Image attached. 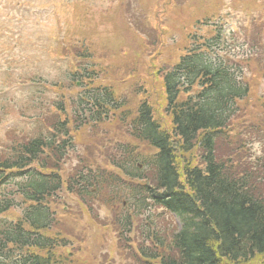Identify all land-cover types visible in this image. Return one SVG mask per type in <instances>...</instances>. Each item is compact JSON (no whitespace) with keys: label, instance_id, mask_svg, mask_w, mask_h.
I'll list each match as a JSON object with an SVG mask.
<instances>
[{"label":"trees","instance_id":"1","mask_svg":"<svg viewBox=\"0 0 264 264\" xmlns=\"http://www.w3.org/2000/svg\"><path fill=\"white\" fill-rule=\"evenodd\" d=\"M201 21L199 28L210 25ZM212 26L206 36L190 33L185 48L161 66L149 56L151 82L133 57L117 76L109 68L114 53L100 67L89 45L78 41L61 51L71 59L70 83L50 85L56 99L39 119L45 132L10 130L0 145V215L10 213L14 196L22 207L21 215L0 220L2 264H86L70 248L61 219L68 214L59 210L62 190L79 208L108 201L116 239L141 264H241L264 257V154L252 160L216 152L219 142H228L237 102L250 87L223 47L221 27ZM259 33L254 24L244 39ZM155 82L163 110L151 101ZM194 150L195 163L187 157ZM70 158L77 165L65 173Z\"/></svg>","mask_w":264,"mask_h":264},{"label":"rangeland","instance_id":"2","mask_svg":"<svg viewBox=\"0 0 264 264\" xmlns=\"http://www.w3.org/2000/svg\"><path fill=\"white\" fill-rule=\"evenodd\" d=\"M200 20H207L210 25L199 28L196 21ZM214 24L223 29V47L239 63L243 80L250 87L248 96L237 102L238 110L226 130L228 142L218 143L217 156L226 158L233 153L241 158L252 155V160L261 158L264 0H0V145L5 143V134L10 130L18 135L45 132L39 119L50 113L49 106L56 99L50 85L70 83L71 59L68 54H61L68 45L78 41L89 45L99 56L96 60L100 67L109 64L105 55L114 53L116 60L109 65L110 75L118 76L119 70L124 75L123 61L133 57L139 63L140 75L151 82L149 56L153 55L156 65H160L162 60H170L172 53L185 48L190 33L197 31L198 35L206 36ZM254 24L260 28L259 36L246 42L244 34L249 37ZM68 41L72 43L67 44ZM154 89L153 106L163 110L156 82ZM127 90L129 87L124 86V91ZM187 157L193 163L199 161L197 150ZM76 165V158L67 160L65 173H71ZM14 197L10 213L0 215V220L10 221L11 217L21 215L20 200ZM60 199L59 210L68 214L61 219L77 259L86 264H141L116 239L108 201L79 208L74 196L63 190ZM151 219L160 228L159 219ZM170 219L171 225L178 224V220ZM144 221L139 218L137 224L143 225ZM134 237L140 238L139 232ZM241 264H264V257L257 256Z\"/></svg>","mask_w":264,"mask_h":264}]
</instances>
